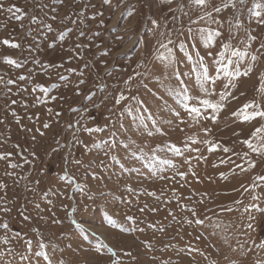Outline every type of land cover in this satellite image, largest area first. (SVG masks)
<instances>
[{
	"label": "rangeland",
	"instance_id": "rangeland-1",
	"mask_svg": "<svg viewBox=\"0 0 264 264\" xmlns=\"http://www.w3.org/2000/svg\"><path fill=\"white\" fill-rule=\"evenodd\" d=\"M235 2L205 16L190 0H0V41L20 44H0V76L26 77L7 86L11 93L0 84V153L19 165L0 160V207L12 209L0 223L9 225L14 254L32 240L48 246L52 264L264 261V156L245 157L241 143L264 121L232 116L253 98L262 102L264 23ZM210 31L223 35L206 44ZM225 90L232 97L216 121L185 107ZM65 156L82 164H65Z\"/></svg>",
	"mask_w": 264,
	"mask_h": 264
},
{
	"label": "snow or ice",
	"instance_id": "snow-or-ice-1",
	"mask_svg": "<svg viewBox=\"0 0 264 264\" xmlns=\"http://www.w3.org/2000/svg\"><path fill=\"white\" fill-rule=\"evenodd\" d=\"M190 3L195 5V6H202L201 10L204 11L205 16H212V13H220L222 11V9H226L229 6H231L232 8H236L237 4L235 2V0H226V2H224V0H221V4L219 6H216L215 3L213 2V0H190ZM239 4L242 7H245L246 10L248 11V13L257 18L260 19L262 23H264V2H261V0H255L254 3L251 4V6L249 7L247 5V0H239ZM3 8V5L0 4V9ZM209 8H211V11H209ZM7 11L11 12L12 8L10 7L9 9H7ZM21 10L19 8H16V12H20ZM17 20H21V17L19 15H17L15 17ZM235 18V17H234ZM55 19V17L53 18ZM30 22L31 23H36L37 22V18L35 16L30 17ZM237 27L240 26V21L237 20L236 21ZM43 27H47L49 30H51V25H42ZM231 25H229L230 31H231ZM83 34V33H81ZM222 32L220 31H210L207 32L206 34L203 35V39L205 41L206 44H211L213 43L216 38L218 37H222ZM225 40H227V37L224 38ZM0 44L6 45V46H10L13 49H19L20 48V44L19 43H14L11 42L9 39H4L2 41H0ZM51 46V45H50ZM161 47H166V45H161ZM261 50H264V44H262L261 46ZM221 48H228V44L225 42L223 44H221ZM168 52L171 53V49H168ZM220 55H223V53H219ZM232 56H242L244 55L241 52L235 51L233 50L231 53ZM161 61H169L170 60V56H166L164 55V53H160L159 57H158ZM252 60H256V56H252L251 57ZM4 63H6L7 65L10 66H14L16 68H21L23 65L20 61L16 60V59H12L9 56H4L3 57V61ZM24 63H27V61H24ZM38 63V62H37ZM252 71V68L249 67L248 71H246L244 73L245 76H247L250 72ZM145 72H147V68H145ZM137 75H139V73H137ZM235 75H239V73H235ZM26 79V77L24 75H20L16 78V80L13 79H8V80H4V78L2 76H0V84H3L6 88H7V92L11 93V88L7 87L8 85H13V84H17V81H24ZM61 79H63V77H61ZM132 77H129V80H131ZM204 79L205 80H209L211 79V77L209 76L207 67L204 68ZM127 83V81L125 82ZM259 83V92L261 94V103H258L256 101L255 98H253L251 101L245 103L240 109H237L236 111L232 112V116L234 118L237 119H241V122H259V121H264V80L258 82ZM205 93L208 92V89H204ZM232 97V93L225 90L224 92L219 94V99L216 101H213L211 99H203L200 101V106L196 107V106H191L188 104H185L186 109L188 110L189 114H193L195 118H201L205 115L208 116V118H210L213 121H216L218 119V114L221 113L226 105L225 102L227 100H229V98ZM125 99V97L123 96V94H121L120 96L115 98V103L119 104L121 102V100ZM132 99H135V97H132ZM186 99H190V97H186ZM11 103L14 105L17 103L16 100H12ZM141 103H143V101H141ZM25 107H27V105H25ZM202 109H210V112H202ZM85 111H87L85 109ZM3 121H0V123H2ZM43 127L45 129H47L49 127L48 124H44ZM145 127H147L145 125ZM86 131H92V129H86ZM205 132H210L209 129H204ZM41 135H43V133H41ZM149 135H151V132H149ZM237 135H239V133H237ZM205 143H208L207 141H204ZM242 144H244L247 149L249 150L248 152L244 153L245 157L249 156V153H254L258 156H264V123H261L258 127L255 126V124L253 125L252 130L248 133L247 137L245 139H243L241 141ZM218 145H213L212 148L213 150H215V147H217ZM111 147V146H110ZM176 151V153L179 155L180 154V149L179 148H175L174 149ZM224 152H229L231 151L228 148H224L223 149ZM53 151L55 152L56 149H53ZM31 155H35V153H32ZM239 155V154H237ZM12 156V153H0V160L5 161L6 163H9V167H11L12 169H15L16 167H18V164H14V163H10V158ZM64 162L65 164H73L75 166H80L82 164V161H80L79 159H75V160H71L69 159L68 156H65L64 158ZM26 163H28L29 161H25ZM239 167V165H237ZM257 166V161L255 160H251L249 159L248 161V167L254 169ZM6 175H12V173L10 172H6ZM258 179L260 180H264V176H260L258 177ZM38 183V181H37ZM7 185L4 184L3 181H0V189H4L6 188ZM49 203H51L49 201ZM37 207H39V205H37ZM12 211L11 208L8 207H0V213H10ZM141 211H143V209H141ZM153 211H155V209H153ZM21 215H23V213H21ZM24 220H28L30 219L29 216H23ZM128 219H133L132 217H128ZM198 224H203L204 221L203 220H198L196 221ZM77 228H80L81 226L79 224L76 225ZM9 228V225L7 223H0V229L5 230V235L3 237H0V242H2L6 247L2 250H0V261L3 262V264H12V259H5V257H13L14 255L19 256V261L23 262V264H41V260L45 261L46 264H52L51 259L49 258L48 252H47V245L42 242V241H37L36 245H33L32 240H27L26 241V249H25V253H13V249L10 247H7V245H9L11 243L8 235H7V230ZM249 229L253 228L252 224L248 225ZM81 230H83L81 228ZM38 231V229L36 230ZM15 236L17 238H19L21 236V233L16 232ZM101 248L104 247V245L100 246ZM261 248H264V243H261L260 245ZM100 251V248H97V252ZM109 251L112 252V256H115L116 253L115 251L109 249ZM125 256L128 257H132V253L131 252H125L124 253ZM133 259H135V257H132ZM111 264H120L119 259H115L111 261ZM256 264H264V261H257Z\"/></svg>",
	"mask_w": 264,
	"mask_h": 264
}]
</instances>
